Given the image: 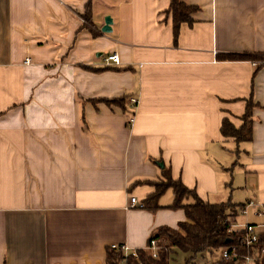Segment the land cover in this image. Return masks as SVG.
<instances>
[{"label": "crops", "instance_id": "crops-1", "mask_svg": "<svg viewBox=\"0 0 264 264\" xmlns=\"http://www.w3.org/2000/svg\"><path fill=\"white\" fill-rule=\"evenodd\" d=\"M182 1L199 10L174 43L169 0H0V264L146 250L186 221L172 191L141 207L155 188L137 182L164 167L204 202L264 206V60L221 58H264V0ZM113 54L119 69L93 70ZM123 96L126 111L93 102ZM250 98L252 142L237 146L220 125L238 127Z\"/></svg>", "mask_w": 264, "mask_h": 264}, {"label": "trees", "instance_id": "trees-1", "mask_svg": "<svg viewBox=\"0 0 264 264\" xmlns=\"http://www.w3.org/2000/svg\"><path fill=\"white\" fill-rule=\"evenodd\" d=\"M198 10L199 8L187 4L182 0H169V6L165 13L171 19V24L173 25L174 43H177L181 26L184 24L192 25V16ZM86 11L84 18L89 22L91 20L89 5H87ZM94 35L97 36V33H94ZM221 58L227 61L264 60L262 56H247L241 54L226 55ZM107 69L117 70L119 68L114 69L110 66H105L102 69L93 68L96 72H102ZM93 102H104L110 107H120L123 111H126L127 96L115 100H93ZM256 107L258 105L254 103L253 99L246 100L245 113L240 117L238 127L232 121L235 117L229 114L224 116L220 125L222 137L235 141L237 146L252 142L253 110ZM240 152V148L238 147L235 155L239 157ZM160 173L161 175L157 180L137 182L155 188V191L144 200V208L150 212L161 209L160 199L166 192L172 191L174 199L173 204L169 208L172 210H183L186 221L181 222L177 229L168 227L161 228L153 234L148 245L152 240L157 242L160 249L156 258L147 249L138 250L137 259L133 255H128L126 257V264H170L171 254L174 249H178L184 253H190L192 259H194L198 254L204 252H210L212 254L214 251L227 248L228 246L239 247L237 257L227 261L220 259L213 264H246L243 256L247 254L257 255L256 264H264V255L261 254V251L264 249V237L261 238L257 247L251 249L240 245L239 233L229 232L232 221L237 218L236 213L238 208L244 204L237 205L230 200L218 204L204 202L198 197L195 191L185 187L181 180L175 181L172 178V173H170L169 168H162ZM189 200L192 203H189ZM105 250L106 264H121L125 258L124 252L120 249L109 246Z\"/></svg>", "mask_w": 264, "mask_h": 264}, {"label": "built area", "instance_id": "built-area-1", "mask_svg": "<svg viewBox=\"0 0 264 264\" xmlns=\"http://www.w3.org/2000/svg\"><path fill=\"white\" fill-rule=\"evenodd\" d=\"M30 60H27L26 63H29ZM120 63L119 55H110L105 58L104 64L105 66H116ZM255 66L258 65L255 62L253 63ZM132 108H136L138 105V100L133 99L131 100ZM133 118L130 120L129 124L133 123ZM130 204L132 207L136 206V199L131 198ZM143 208L144 205H141ZM250 210L253 211L252 215L255 218H258L261 221H258L256 223L254 222H245L241 225L237 224V219H240L241 217H247L250 213ZM237 218L232 221L229 232H237L240 234L239 236V243L242 246H246L247 248L254 249L257 247V244L260 242L261 238L264 237V206H259L256 202L250 201L240 208H238L236 213ZM116 249H120L124 252L125 258L123 259L121 264H126V257L128 255H133L137 259V251L131 252V249L127 245L122 246H113ZM159 247L157 245V242L155 240H152L150 244L147 246V250L151 253V255L156 258L158 256ZM239 247L238 246H228L227 248L222 249L221 258L225 261L230 260L231 258L237 257ZM261 254L264 255V249L261 251ZM257 255L254 254H247L243 256V259L246 261V264H256Z\"/></svg>", "mask_w": 264, "mask_h": 264}, {"label": "rangeland", "instance_id": "rangeland-1", "mask_svg": "<svg viewBox=\"0 0 264 264\" xmlns=\"http://www.w3.org/2000/svg\"><path fill=\"white\" fill-rule=\"evenodd\" d=\"M232 173L234 172V168L233 166L230 167ZM233 179H235V181L232 182L233 184V188H232V200L233 201H243V197H244V191L243 190H239L237 188V183H239L240 181L243 182V178L239 174H233ZM171 192V191H170ZM252 212L250 210V213L247 217H241L240 219H237V224L241 225L242 223H245L247 221H256L257 219H252ZM221 253H222V249L220 250H216L214 251L212 254L208 253V252H204L201 254H198L196 258L192 259L191 254L190 253H184L179 251L178 249H174L173 253L171 254V259H170V264H213L216 263L220 260L221 258Z\"/></svg>", "mask_w": 264, "mask_h": 264}, {"label": "water", "instance_id": "water-1", "mask_svg": "<svg viewBox=\"0 0 264 264\" xmlns=\"http://www.w3.org/2000/svg\"><path fill=\"white\" fill-rule=\"evenodd\" d=\"M112 31V20L110 17H106L104 27L102 28L103 33H111Z\"/></svg>", "mask_w": 264, "mask_h": 264}]
</instances>
